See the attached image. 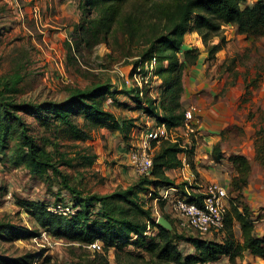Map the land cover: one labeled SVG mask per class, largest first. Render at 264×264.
<instances>
[{"label": "trees", "instance_id": "1", "mask_svg": "<svg viewBox=\"0 0 264 264\" xmlns=\"http://www.w3.org/2000/svg\"><path fill=\"white\" fill-rule=\"evenodd\" d=\"M247 0H80L81 17L76 28L79 40L70 48L77 51L80 45L94 48L119 30L125 36L143 46L139 58L132 64L138 66L143 61L157 59V75L161 81L160 93L154 98L149 90L141 94L137 87L129 86L122 94L130 95L141 112L155 119L158 125L177 129L185 123L186 108L182 97L185 92V70L197 63L199 58L192 50H184L186 35L198 32L207 46L209 55L214 56L226 43H212L213 38L222 35L224 25H237L242 34L264 35V0L243 6ZM137 4L125 12L126 4ZM140 5L142 7H140ZM148 6V10L143 7ZM182 54L183 59L180 55ZM19 76L0 78V156H8L16 166L24 165L30 174L42 176L53 170L62 174L54 153L38 142L31 132L26 117L36 118L40 124L60 128L66 135L78 142L93 139V132L108 128L121 134L125 141H131L137 127L133 118L119 119L106 108L108 97L118 92L110 83H99L84 89H73L62 102L28 103L15 98L19 91ZM129 105V104H126ZM78 119H82L80 124ZM264 137V128L257 131ZM15 141L12 147L11 142ZM264 141V140H263ZM56 147V144L53 143ZM193 148L186 149L180 142L163 141L154 156L150 176L141 177L136 184L118 189L110 194H90L85 199L73 202L80 207L77 216L67 218L55 215L49 206L40 202L24 201L20 205L26 209L38 227L58 239L77 243L81 248L96 241L103 242V251L98 252L100 264H110V248H117L118 264H212L227 258L229 264H240L238 259L246 253L264 261V237L256 234V220L253 210L243 200V190L247 187L252 166L243 155H231L238 175L230 185V204L226 216L225 238L221 241L186 237L176 229L175 220L163 214L172 224L168 231L155 222L153 211L141 202L140 193L153 186H172L174 182L167 171L183 166L180 155L187 152L188 162L193 167ZM256 160L264 169V143L256 146ZM218 151V149H217ZM82 166L91 167L96 155H83ZM70 161V160H69ZM70 165V162H67ZM194 168V167H193ZM67 188L74 194L77 191ZM235 194V195H233ZM233 195V196H232ZM161 206H164L162 202ZM149 222L157 228L153 237L145 236ZM240 227L241 239L236 234ZM27 229L13 223L0 225V238L14 242ZM31 233L29 236H38ZM190 245L191 252L180 248V242ZM142 248L145 257L135 256L128 248ZM122 254L125 259H122ZM29 258V257H28ZM25 257L9 259L0 257V264H28ZM253 264V263H247Z\"/></svg>", "mask_w": 264, "mask_h": 264}, {"label": "rangeland", "instance_id": "2", "mask_svg": "<svg viewBox=\"0 0 264 264\" xmlns=\"http://www.w3.org/2000/svg\"><path fill=\"white\" fill-rule=\"evenodd\" d=\"M256 1L247 0L242 7L253 5ZM76 2V7H79L80 0ZM35 3L36 0H0V78L20 77L19 91L14 95L15 98L28 103L62 102L73 89L88 88L98 82L110 83L113 90L120 93L114 98H107L104 102L106 108L119 119L133 118L141 121L137 114L144 113L134 99L129 98L130 95L122 93L130 86L126 80L130 79L132 64L139 58L143 46L116 30L107 41L98 46L91 49L83 44L74 52L70 48L76 46L75 42L80 38L79 34H74L79 22L67 17L60 18L62 24L68 25L69 29L65 31L64 26L62 30H57L53 27V22H56L53 19V7L52 11L49 7H41L39 16L35 17ZM136 5L126 4L125 12ZM25 8L33 12L29 19L24 13ZM143 9L148 10V6ZM21 11L25 14L24 24L21 21ZM221 31V37L213 38L212 43H219L222 38H225L226 43L214 56L209 55L198 32L186 35L184 50H192L199 58L184 73L185 108L195 107L200 121H204L202 116L205 112H211L209 116L212 118L208 125L222 134L223 142L229 146L227 152H231L230 147L233 149L240 146L247 151L256 152V146L264 143V137L257 134L260 128H264V35L242 34L239 27L232 24L224 25ZM179 55L183 59V55ZM26 120L38 142L54 153L62 174L50 170L45 175L35 176L24 165H13L8 156H0V225L10 222L27 229L14 242L0 238V257H25L28 264H100L98 252L81 248L79 244L65 239H55L38 227L20 202L34 201L46 206L60 202L73 203L77 198L85 199L90 194H110L136 184L141 176L129 165L127 152L150 125H145V121H136L133 141L127 144L119 133L106 127L94 131L93 139L83 143L70 139L66 133L60 132L59 127L53 128L51 125L48 129L47 125L28 116ZM78 122L82 124L83 120L78 119ZM181 140L185 141L187 137ZM11 145L13 147L15 141ZM83 155L97 156L93 166H82ZM189 180L192 181V178ZM196 182L207 186L213 181H206L198 175ZM67 184L78 195L74 196ZM147 193L143 191L140 194L147 209L151 208L153 213L158 211L160 216L170 215L166 204L155 206L151 202L154 195L148 199ZM151 194L149 192L150 196ZM170 217L175 220L172 214ZM236 227V234L240 236V228L238 225ZM176 229L186 237H201L196 233L182 232L177 225ZM32 232L39 235L29 236ZM215 237L218 238V235ZM221 240L220 237L217 241ZM180 248L186 253L191 252L190 245L184 241L180 242ZM117 252V248L109 249L110 264H118ZM128 252L137 257H145L142 248L132 246L128 248ZM101 253L104 254L105 251ZM122 259L126 261L124 254ZM238 262L257 264L246 256L238 259ZM212 264H229V261L223 258Z\"/></svg>", "mask_w": 264, "mask_h": 264}, {"label": "built area", "instance_id": "3", "mask_svg": "<svg viewBox=\"0 0 264 264\" xmlns=\"http://www.w3.org/2000/svg\"><path fill=\"white\" fill-rule=\"evenodd\" d=\"M157 68L156 58L143 61L131 68L130 79L126 81L130 86L137 87L141 94L149 90L152 96L157 98L161 91ZM196 112L195 107L186 109L185 123L180 127L182 129H168L165 125H158L156 122L147 127L129 151V165L136 174L141 177L151 175L155 153L163 141L181 142L186 149L193 148V142L198 139L200 132V119ZM181 130L184 133H181ZM185 136L187 142L181 140ZM181 155L184 156L183 165L189 166L187 152ZM196 181L198 177L194 176L192 181L188 179L179 184L164 186L155 201L164 202L171 208L176 225L182 232L194 235L196 233L203 239L215 238L216 235L225 233L230 194L227 187L219 182L213 181L207 186H202ZM48 210L55 215L73 218L78 215L80 207L72 202H60L49 206ZM159 217V212L155 211L153 218L157 224ZM155 234L156 230L149 222L145 236L153 237ZM85 247L93 252H102L103 242L96 241Z\"/></svg>", "mask_w": 264, "mask_h": 264}, {"label": "crops", "instance_id": "4", "mask_svg": "<svg viewBox=\"0 0 264 264\" xmlns=\"http://www.w3.org/2000/svg\"><path fill=\"white\" fill-rule=\"evenodd\" d=\"M76 0H36V5L33 8L34 13L36 14L35 17L39 16L40 9L43 7L44 9H47V7L50 8V11H52L53 7V15L54 20L56 22H53V27H55L57 30L64 28L65 25L62 24L63 21L60 20V18L67 17L73 19V21H80V11L79 7H76ZM18 6V5H17ZM18 8H20L18 6ZM42 8V9H43ZM31 10H27L25 8L26 16L31 17L33 15ZM22 11L20 12V15L22 17V22L24 24L25 22V14ZM58 16L56 18V16ZM65 31L69 29L68 25L65 26ZM58 32V31H57ZM183 104L184 97H183ZM186 107V105H185ZM188 109V108H187ZM211 112H205L203 114V120L200 121V132L198 139L195 140V148H194V154L192 156V163L193 167L189 166H182L177 169H173L170 171H167L168 177L174 182V184H179L185 180H188L190 178H193L194 176L200 175L201 178H204L206 181H215L220 182L221 184L225 185L230 192V185L234 177L238 175L237 169H235V166L233 162L230 161L231 155H243L247 157L251 163L252 171L249 176V182L247 187L243 190V200L246 204L250 206V208L253 210L254 215L260 216L259 219L256 220V234L258 237H264V169L263 167L256 161V152L255 151H247L243 149L241 146L238 147H230L231 152H227L226 149L228 146L227 143H224L222 140V134L215 132L214 128H211L208 125V122L211 121V116H209ZM139 115V118H141V121H137L139 123H145V125H151L155 123V119L146 116L140 112H138L137 116ZM220 118V117H219ZM151 120V121H150ZM136 123V122H135ZM137 126V125H136ZM182 129V128H179ZM181 133H184L183 130H181ZM121 139L124 143H130L129 141H125L123 136L120 134ZM133 139V137H132ZM133 141V140H131ZM187 142V140H185ZM133 146V145H132ZM218 149V151H217ZM127 151V150H126ZM127 155L129 153L127 152ZM184 156L180 155V159L183 160ZM133 169V168H132ZM197 172V174L195 173ZM164 186H159L157 188H154L153 186L149 187L148 190L145 192L146 198H151L152 195L154 197L151 199V202L155 203V206L161 205V202H156L155 198L159 194V191ZM149 192H152L151 196L149 195ZM141 194V193H140ZM235 195V194H233ZM232 195V196H233ZM141 200V198H140ZM142 202V200H141ZM143 203V202H142ZM144 204V203H143ZM165 204V203H164ZM167 209H169V214L171 216L172 211L169 206H165ZM159 208V207H158ZM237 228V227H236ZM235 228V230H236ZM240 228V227H239ZM239 233L241 234V230L239 229ZM221 235V236H220ZM242 235V234H241ZM241 235L238 236L241 239ZM222 238V240L225 238V233L218 234V238H209L212 240H219V238ZM245 256L252 262L256 261L257 264H264V261H262L260 258L253 257L250 253H246ZM223 259V258H222ZM253 263V262H252ZM254 264V263H253Z\"/></svg>", "mask_w": 264, "mask_h": 264}, {"label": "water", "instance_id": "5", "mask_svg": "<svg viewBox=\"0 0 264 264\" xmlns=\"http://www.w3.org/2000/svg\"><path fill=\"white\" fill-rule=\"evenodd\" d=\"M158 225H160L161 227L165 228L168 231L173 230V226H172L171 222L164 216L159 217Z\"/></svg>", "mask_w": 264, "mask_h": 264}]
</instances>
